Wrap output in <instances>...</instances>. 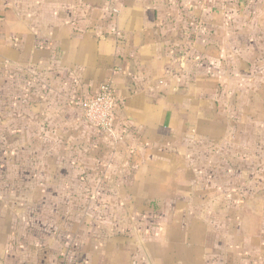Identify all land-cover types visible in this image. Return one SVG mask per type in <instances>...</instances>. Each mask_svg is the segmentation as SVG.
Returning a JSON list of instances; mask_svg holds the SVG:
<instances>
[{
    "label": "rangeland",
    "instance_id": "rangeland-1",
    "mask_svg": "<svg viewBox=\"0 0 264 264\" xmlns=\"http://www.w3.org/2000/svg\"><path fill=\"white\" fill-rule=\"evenodd\" d=\"M35 1L0 0V264H264V62L248 70L244 34L232 59L221 47L204 99L180 95L198 115L178 101L172 134L120 128L119 140L27 106L20 28L55 5Z\"/></svg>",
    "mask_w": 264,
    "mask_h": 264
},
{
    "label": "crops",
    "instance_id": "crops-1",
    "mask_svg": "<svg viewBox=\"0 0 264 264\" xmlns=\"http://www.w3.org/2000/svg\"><path fill=\"white\" fill-rule=\"evenodd\" d=\"M54 1L46 9L49 22L37 19L20 28L22 79L33 78L37 86L26 90L24 101L33 102L34 92L36 103L27 106L38 112L70 110V124L84 116L78 101L112 81L119 140L120 128L137 127L142 134L155 127L157 135L172 134L166 122L178 101L187 115H198L202 108L191 107L180 95L195 87L191 102L204 99L199 84L215 78L221 47L231 48L232 59L233 38L244 34L248 70L264 62V0H247L236 8L228 3L227 10L220 0ZM253 48L262 49L258 54ZM205 63H212V74ZM125 139L134 140L128 134Z\"/></svg>",
    "mask_w": 264,
    "mask_h": 264
},
{
    "label": "built area",
    "instance_id": "built-area-1",
    "mask_svg": "<svg viewBox=\"0 0 264 264\" xmlns=\"http://www.w3.org/2000/svg\"><path fill=\"white\" fill-rule=\"evenodd\" d=\"M117 99L112 81L103 84L83 103L85 119L113 137L116 130Z\"/></svg>",
    "mask_w": 264,
    "mask_h": 264
}]
</instances>
